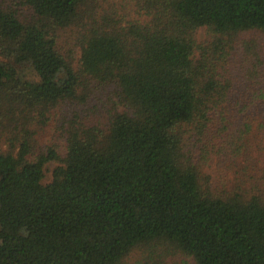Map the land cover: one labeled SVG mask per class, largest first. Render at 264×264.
<instances>
[{"label": "trees", "instance_id": "obj_1", "mask_svg": "<svg viewBox=\"0 0 264 264\" xmlns=\"http://www.w3.org/2000/svg\"><path fill=\"white\" fill-rule=\"evenodd\" d=\"M6 1L0 264H264V0Z\"/></svg>", "mask_w": 264, "mask_h": 264}, {"label": "rangeland", "instance_id": "obj_2", "mask_svg": "<svg viewBox=\"0 0 264 264\" xmlns=\"http://www.w3.org/2000/svg\"><path fill=\"white\" fill-rule=\"evenodd\" d=\"M111 1H114V0H110ZM115 1H123V0H115ZM127 1H130V0H125V2ZM11 5L10 4V1L8 2V0L5 2V4L3 5ZM205 37V29L204 28H199L198 31H197V38L199 40H202L203 38ZM23 76L24 78H32L33 75H32V72L30 69H26L24 70V73H23ZM49 131V136H47L44 141L45 142H48L50 140V137L51 135L54 133V127H49L48 128ZM56 165V162H49L47 164V167H46V171H45V178H44V182H49L50 179H51V170L53 169V167ZM204 172L208 175H211L213 180L214 181H218L220 179H230L232 178V174L230 173H226V176L220 172V170L218 169L217 167V164H216V158L215 157H210V159L208 160L207 164L205 165L204 167ZM138 256H140V251L139 249H133L122 261V264H135L136 260L138 259ZM177 256H181V255H177ZM187 264H193V262L191 261L190 258H188V263Z\"/></svg>", "mask_w": 264, "mask_h": 264}]
</instances>
